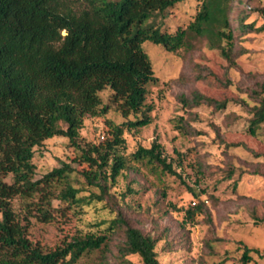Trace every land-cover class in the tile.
Returning a JSON list of instances; mask_svg holds the SVG:
<instances>
[{"label":"trees","instance_id":"1","mask_svg":"<svg viewBox=\"0 0 264 264\" xmlns=\"http://www.w3.org/2000/svg\"><path fill=\"white\" fill-rule=\"evenodd\" d=\"M184 1L0 0V264H77L94 253L98 255L92 264H109L114 253L117 264H162L159 238L120 214L100 232H76L51 248L33 239L31 229L35 223L67 218L64 207L54 205L55 199L73 207L111 197L109 181L114 182L125 167L119 153L126 144L125 130L153 122L148 85L158 78L143 48L145 41L176 52L190 46L189 35L205 37L210 48L233 62L237 35L264 30V6L242 9L234 26L230 16L234 0H199L185 27L163 30L165 12ZM254 93L259 102L249 120L253 136L264 125V80ZM183 100L193 106L214 103L218 109L228 103L198 93ZM113 106L124 120H108V136L102 134L101 142L85 141L81 129L87 116H105ZM179 119L176 129L191 134L194 127L182 116ZM54 136L67 137L78 150L81 172L99 194L79 196L80 190L67 181L75 171L67 162L35 179V147ZM133 155L181 177L157 138L150 146L140 145ZM17 196L26 200L20 211L12 202ZM201 211L199 204L186 209L188 222L194 223ZM116 234L122 239L113 245ZM239 250L241 264H251L252 252L264 257L259 248L246 243Z\"/></svg>","mask_w":264,"mask_h":264},{"label":"rangeland","instance_id":"2","mask_svg":"<svg viewBox=\"0 0 264 264\" xmlns=\"http://www.w3.org/2000/svg\"><path fill=\"white\" fill-rule=\"evenodd\" d=\"M198 2L186 0L167 10L163 30L185 27ZM261 6L264 0H234L232 24L236 26L242 9L248 12ZM188 42L190 46L176 52L151 41L143 43L158 78L148 85L153 122L125 130L126 144L119 149L125 167L114 182L109 181L111 197L73 207L53 200L54 205L64 207L67 218L35 223L33 239L51 248L76 232H100L120 214L159 238L162 264H217L223 259L226 264H241L243 243L264 252V125L254 136L248 130L252 109L259 102L254 90L264 80V30L237 35L233 62L219 49L210 48L205 37L189 35ZM107 93L103 92L104 100ZM196 93L226 100L227 106L218 109L214 103L193 106L184 102L183 98L192 100ZM180 116L194 127L191 134L176 129ZM108 120L121 123L124 118L115 106L105 116H87L81 129L84 140H104L101 135L108 136ZM156 138L181 177L134 158L140 145L150 146ZM78 153L65 136L46 139L35 147V179L67 162L75 170L67 181L80 190L79 196L99 194V188L83 176ZM25 201L15 197L14 209L20 211ZM198 204L202 211L194 223L188 222L185 210ZM121 239L116 234L112 244ZM115 254L108 255L109 264H117ZM97 255H86L77 264H92ZM129 258L139 261L137 256ZM250 263L264 264V257L252 252Z\"/></svg>","mask_w":264,"mask_h":264}]
</instances>
